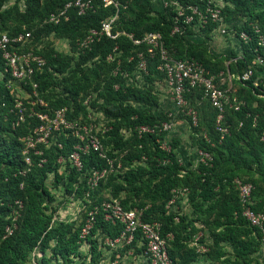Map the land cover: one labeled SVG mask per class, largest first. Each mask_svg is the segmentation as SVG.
I'll list each match as a JSON object with an SVG mask.
<instances>
[{
	"label": "trees",
	"instance_id": "1",
	"mask_svg": "<svg viewBox=\"0 0 264 264\" xmlns=\"http://www.w3.org/2000/svg\"><path fill=\"white\" fill-rule=\"evenodd\" d=\"M72 1L24 0L23 8L16 1L13 7L3 9L7 0H0V34L14 36L31 31L32 43L40 46L37 53L44 57L47 65L34 74L33 81L38 84V98L47 107L37 106V110L52 117L55 110L68 108L67 117L73 119L81 110L86 114V106L81 107L82 102L92 91L97 93L92 104L103 110L109 119L108 130L100 137L106 159L91 150L83 156L81 172L68 167L63 169L58 159L69 156L76 139L62 134L57 141L62 148L58 145L42 148L43 155L31 153L32 165L26 164L22 140L41 122L38 118L29 117L26 112L25 122L13 126L18 120V111L15 109V98L6 86L10 77L5 72L0 52V72H5L4 78H0V264H26L29 254L35 249L43 254L51 252V257L43 258L44 264H52L53 261L73 264L77 259L80 264H101L103 252L96 235L100 234L103 240H115L124 230L121 223L113 224L105 219L101 207L105 199L102 193L110 188L113 198L120 199L121 193L126 192V198L120 200L124 209L142 210L144 221L161 223L163 237L172 235L171 239H167L170 264H192L202 255L196 247L190 246L193 238L202 230L197 222H201L209 231L212 243L207 246L206 254L211 260L210 264H258L254 255L264 247L262 238L243 216L244 207L234 181L241 178L254 185L253 209L264 212V200H257L263 197V189L256 187L257 179L251 178L258 174L264 185L263 85L256 88L252 80L243 84L235 80V83L244 86L240 88L241 92L238 91L244 105L238 111H227L229 134L223 139L216 131L217 110L211 104L206 123L193 126L191 119H188L195 145L212 157L207 163H199L193 168L191 161L183 164L178 158L179 139L173 138L169 142V151L163 148L169 132L156 130L139 135L137 131L141 126L160 125L170 117L162 109L155 90L156 83L165 78L159 70L160 56H147V45L144 42L134 44L128 35L142 40L147 33L159 32L173 58L197 59L214 74L228 69L231 74H242L257 56L264 59V0H221L222 6L217 4L218 0H175L182 7L183 16H179L175 5L160 9L154 0H131L128 9L121 11L113 25V34L120 35L116 39L99 36L91 49L78 56V41L90 30H99L103 21L114 16V9L96 4L94 10L80 16L72 8L68 21L62 20L58 24L47 21L51 14ZM190 6L196 7L199 14L194 15L191 24H185L184 17L193 14ZM217 8L225 23L240 22L234 23L233 30L239 40L241 56L234 51L229 56H218L212 52L209 42L218 24L211 19L209 9ZM201 15L207 18L206 23H199ZM198 24L197 33L195 26ZM177 26L180 31L174 32ZM242 33L247 35V41L240 40ZM51 37L67 41L71 53L58 51L50 42ZM139 53L147 58L148 70L143 75L141 85L134 78ZM110 57L113 60H109ZM129 78H132L131 81ZM26 88L32 93L31 85ZM186 97L202 99L203 94L195 90ZM123 130L130 133L129 137L123 134ZM201 131L207 139L200 137ZM119 158L126 168L119 175L121 179L114 176L102 179L99 187L90 192L91 199L86 200L85 174L92 168L102 171L108 168V160L116 163L115 160ZM42 159L46 162L40 166ZM62 169L67 174H61ZM49 174H54L56 185L64 184L67 193L82 201L86 213L79 225L62 220L54 222L58 209L48 204L55 200L46 185ZM243 176H248V179ZM64 178H67L66 182ZM178 188L188 189L192 216L169 214L165 208L173 198V191ZM19 201L23 204L22 209L17 205ZM16 210L21 215L14 221L13 213ZM92 210L95 211L94 224L89 233L82 237V230ZM176 218L179 220L176 221ZM14 223L17 224L16 228ZM8 227L12 228L11 234L7 231ZM85 242L89 245V255L81 253ZM200 242L204 243L205 239ZM226 246L231 252L226 250ZM133 248L137 254L146 250L140 233L129 246L114 252L112 260Z\"/></svg>",
	"mask_w": 264,
	"mask_h": 264
},
{
	"label": "built area",
	"instance_id": "2",
	"mask_svg": "<svg viewBox=\"0 0 264 264\" xmlns=\"http://www.w3.org/2000/svg\"><path fill=\"white\" fill-rule=\"evenodd\" d=\"M131 0H74L68 3L63 9L58 10L56 13L50 15L48 22L58 24L62 20H69V10L74 8L77 10L78 15L85 16L88 12L94 10L95 5L103 6L104 8H113L114 16L107 18L101 23L100 29H92L89 33L76 45V56L81 52L91 49L95 40L102 35H106L112 39H116L120 33L112 32L113 25L116 24L119 19L120 13L123 10L128 9ZM157 8L165 9L169 6L175 5L179 10V16H183L182 7L175 0H154ZM192 11V15L184 17L185 24H191L194 15L199 14L198 9L194 6L189 7ZM211 19L218 24L217 30L223 35L227 34L226 26L229 23H225L220 15V10L209 9ZM207 18L200 16L199 23H206ZM215 29V30H216ZM180 31V27H175L174 32ZM234 31V30H233ZM235 34V33H234ZM134 42L139 45L144 42L147 45V56L154 57L156 54L160 56L161 63L159 70L164 74V81L166 82L171 99L178 109H180L184 115H187L191 119L193 126L199 125L198 113L193 107L188 106L186 95L192 93L195 90L201 91L203 98L208 100L213 108L217 110V118L215 128L220 138L223 139L229 134V124L226 121V113L228 110L238 111L244 101L238 100L233 95L231 87L225 86L227 81L231 84L233 81H240L242 84L246 81L252 80L254 87L258 88L260 85L264 87V59L257 56L254 61L243 71L242 74H231L229 69L227 71H221L214 74L208 70L205 65L197 59H175L173 58L163 38V35L159 32L147 33L142 40H136L132 35H128ZM247 35L242 33L240 40L247 41ZM239 41V40H238ZM33 42V33L31 31L21 32L14 36H9L6 33L0 34V52L2 59L5 63V72L9 74L10 79L6 83L7 88L10 90L11 95L15 98V109L18 111V120L13 123L16 127L25 122V113H28L29 117L38 118L41 124L26 136L22 141L24 143L23 154L27 165H32L31 153L34 155H43L42 148L50 147V139H52V133L58 129V124L68 125V108H61L54 111L53 116L37 110L39 107H47V104L40 98H38V84L33 81V76L36 72L42 71L46 67V60L43 56L37 53L40 50V46H36ZM36 47V48H35ZM239 55V54H238ZM241 56V54L239 55ZM116 56H114V59ZM137 70L134 72V78L137 81L143 79V75L148 73L147 70V58L143 53L138 54ZM109 60H113L112 57ZM233 61V59H231ZM229 61L226 62L228 65ZM5 72H0V78H4ZM116 73V71H115ZM128 77V74H126ZM133 78V79H134ZM132 78H129L131 81ZM31 85L33 91L30 93L26 86ZM19 89H26L28 96L24 99L19 97ZM86 105V101L84 102ZM170 119L160 125L154 127L141 126L137 131L139 135L146 133H153L156 130L167 131L173 128L174 122L170 114ZM70 129V127H69ZM106 128L103 133H98L95 136L87 137L86 134L82 136L77 133H73L71 136L75 137L76 143L73 146V151L67 158L60 157L58 163L66 169L76 170L81 172L83 170V156L94 150L99 153L101 158L106 159V151L102 144L101 138L107 132ZM55 133V132H54ZM70 135V133L68 134ZM206 139L207 137L204 136ZM262 139L264 140V129L262 131ZM88 141V142H87ZM169 145V142L166 143ZM62 148V144H58ZM165 142L163 148L167 151ZM201 156V163H207L212 160L209 153L199 149ZM110 160H108L109 162ZM46 160H40V166L45 163ZM106 177L105 170H98L92 168L85 174L83 178L86 181L87 191L85 193V199H91V191L99 187L100 181ZM235 187L239 193V199L244 207L243 216L246 218L251 227L258 230L261 235L264 245V212L255 211L253 209L252 193L254 191V185L251 182L245 181L241 178H236L234 181ZM182 193H187L188 189L183 188L180 190ZM178 191H173V198L169 201V205L173 204ZM20 208L23 207L22 202H17ZM103 211L105 212V219L113 224L121 223L124 226V230L119 238L115 240L105 239L106 246L117 250L119 247L129 246L134 240L135 236L140 233L141 240L146 244L145 255L150 264H170L169 257V243L168 238L171 239L172 235H168L167 238L161 234L162 225L158 221H144L142 218L143 211L140 209L126 210L121 204V201L115 198H105L101 204ZM95 221V211L92 210L88 214L86 225L82 230V237H85L89 230L92 228ZM9 234L12 233L11 228H7ZM131 254V252H130Z\"/></svg>",
	"mask_w": 264,
	"mask_h": 264
},
{
	"label": "rangeland",
	"instance_id": "3",
	"mask_svg": "<svg viewBox=\"0 0 264 264\" xmlns=\"http://www.w3.org/2000/svg\"><path fill=\"white\" fill-rule=\"evenodd\" d=\"M19 1L21 7H24V0H7L5 3L3 9H9L14 6L15 2ZM217 4L223 5L221 0L217 1ZM239 21H235L234 23L237 24ZM234 23H229L226 26L227 34L223 35L220 30H214L212 33V40L209 42L210 48L212 52L218 56L221 55H227L229 56L232 51L235 53L241 54L240 52V46L239 41L235 36V32L233 31V25ZM240 23V22H239ZM200 24L195 26V29L198 33ZM1 32H4L1 30ZM200 37V35L198 34ZM50 42L54 43V46L57 48L58 51L63 53H71V48L69 46V43L65 40H59L55 38H50ZM227 84L225 86H230L231 90L233 92V95L238 98V100H241L239 98L238 91H242L240 88L243 85H239L233 81V83L226 82ZM142 82L140 80L139 85H141ZM244 87V86H243ZM155 90L157 94L160 97V103L162 109H164L168 114L171 115L174 125L173 128L170 130L166 140H165V147L169 148L170 146L166 143L171 142L173 138L179 139V147L177 149V155L181 163L187 164L189 161L193 163L191 167L196 168V166L201 163V156L199 153L198 146L194 143V136H193V130L191 127V123L189 122V118L187 115H184L183 112L178 109L177 105H175L171 99V94L169 91V88L165 81H158L155 85ZM19 97L22 99L26 98L28 95V91L26 89H19L18 91ZM97 93L92 91V93L84 100L86 101V105L84 102H82V106H86V114L84 111H79V114L75 116L73 119H68L69 126L65 124L60 125L58 124V129L55 130L52 133V139H50V147L55 146L56 142L58 141V138L62 135H72L73 133L76 135L79 133V135L86 134L87 137L95 136L96 134L103 133V131L107 128L109 119L104 114V111L95 107L92 104V101L96 97ZM188 106L193 107L198 113L199 123H206V117L209 114L211 108V105L208 100L206 99H196L191 98L187 99ZM242 101V100H241ZM70 127V129H69ZM123 134L126 137H129V132L123 130ZM104 136V134H101ZM200 137H204L205 133L203 131L199 132ZM88 142V141H87ZM49 147V148H50ZM24 155V154H23ZM110 160L108 162V168L104 169L106 171V177L104 179H107L109 176L118 177L121 179V176L126 170V168L123 167V163L120 160ZM61 174H67L64 173L63 169L60 171ZM243 178L248 179V176H243ZM251 178L257 179L256 181V187H261V191L264 192V185L259 180V175L255 174ZM66 182L67 178H64ZM46 185L49 188V190L54 195L55 200L51 203H48L49 206H52L54 208H57V212L54 214V222L58 220L62 221H70L75 222L77 225L80 224L83 217L86 213V208L84 207L82 201L77 198L76 196L70 195L65 191L64 184H55V177L54 174H49ZM183 188H178L176 191H178L177 197L173 204L169 205V203L165 206L169 214H177V215H187L192 216V209L190 206V203L188 201V194L182 193L180 190ZM107 190V191H106ZM103 191L102 194H104L105 198H113L112 189H106ZM126 198V192H122L118 199L119 201ZM264 200V194L263 197L258 198L257 200ZM150 206V204H148ZM23 208V207H22ZM20 208V209H22ZM49 212V211H48ZM14 221H17L18 217L21 215L19 210H16L14 213ZM179 218H176V221H178ZM159 222V221H158ZM161 224V223H160ZM13 226L16 228L17 224L14 223ZM197 226L202 229L192 240L190 243L191 247H196V249L202 254L198 260L192 264H210L211 260L207 256L208 252V245L212 243L210 237H209V231L207 228L204 227V225L201 222H197ZM10 228V227H9ZM12 229V228H11ZM100 244V249L103 252V260L101 264H149V261L145 255V252L142 254L134 253V248L129 250L126 254L123 255H117L115 260H112L113 253L118 251V249H122L124 247H119L117 250L108 249L104 243V240L102 239V236L100 234H97L96 237ZM201 239H205L204 243H201ZM141 245V243L139 244ZM89 245L87 242H85L81 247V253L82 255H89ZM226 250L231 252V249L226 246ZM131 252V254H130ZM49 258L51 257V252L47 251L46 254L41 253L39 250L35 249L33 252H31L28 256L26 264H44L43 258ZM254 260L258 264H264V247H262V250L254 255ZM80 260H74L73 264H80ZM52 264H62L61 261L55 262L53 261Z\"/></svg>",
	"mask_w": 264,
	"mask_h": 264
}]
</instances>
